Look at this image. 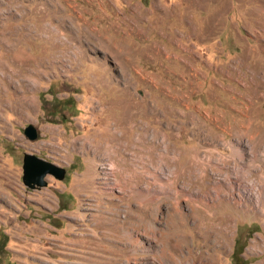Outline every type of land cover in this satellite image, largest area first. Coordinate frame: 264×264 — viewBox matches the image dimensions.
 Wrapping results in <instances>:
<instances>
[{
    "label": "rangeland",
    "instance_id": "obj_1",
    "mask_svg": "<svg viewBox=\"0 0 264 264\" xmlns=\"http://www.w3.org/2000/svg\"><path fill=\"white\" fill-rule=\"evenodd\" d=\"M263 186L264 0H0V264H264Z\"/></svg>",
    "mask_w": 264,
    "mask_h": 264
},
{
    "label": "water",
    "instance_id": "obj_2",
    "mask_svg": "<svg viewBox=\"0 0 264 264\" xmlns=\"http://www.w3.org/2000/svg\"><path fill=\"white\" fill-rule=\"evenodd\" d=\"M23 134L29 140L36 137V130L31 124L23 128ZM51 175L55 179L61 180L65 174V168L51 161L36 156L33 153H23L21 162V181L28 187H40L46 184L45 175ZM242 264V263H238Z\"/></svg>",
    "mask_w": 264,
    "mask_h": 264
},
{
    "label": "bare ground",
    "instance_id": "obj_3",
    "mask_svg": "<svg viewBox=\"0 0 264 264\" xmlns=\"http://www.w3.org/2000/svg\"><path fill=\"white\" fill-rule=\"evenodd\" d=\"M94 140H95V139H94ZM91 142H92V141H91ZM93 142H94V141H93ZM93 142H92V143H93ZM109 168H110V166H109ZM106 173H107V172H106ZM112 183H113V182H112ZM115 187H116V186H115ZM263 187H264V186H263ZM263 191H264V190H262V193H263Z\"/></svg>",
    "mask_w": 264,
    "mask_h": 264
},
{
    "label": "flooded vegetation",
    "instance_id": "obj_4",
    "mask_svg": "<svg viewBox=\"0 0 264 264\" xmlns=\"http://www.w3.org/2000/svg\"><path fill=\"white\" fill-rule=\"evenodd\" d=\"M25 126H26V125H25ZM25 126H24V127H25ZM24 127H23V128H24ZM22 132H23V130H22Z\"/></svg>",
    "mask_w": 264,
    "mask_h": 264
}]
</instances>
